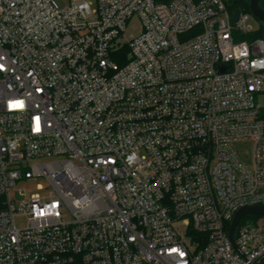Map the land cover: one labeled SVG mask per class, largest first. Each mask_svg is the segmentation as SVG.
<instances>
[{"label":"built area","instance_id":"obj_1","mask_svg":"<svg viewBox=\"0 0 264 264\" xmlns=\"http://www.w3.org/2000/svg\"><path fill=\"white\" fill-rule=\"evenodd\" d=\"M235 9L0 0V264L264 262V214L230 238L264 205V37Z\"/></svg>","mask_w":264,"mask_h":264},{"label":"water","instance_id":"obj_2","mask_svg":"<svg viewBox=\"0 0 264 264\" xmlns=\"http://www.w3.org/2000/svg\"><path fill=\"white\" fill-rule=\"evenodd\" d=\"M250 11L251 13L258 18L261 22H264V8L260 4V0H250ZM241 9L236 8L234 11L233 20L236 22L240 16ZM246 214H257V215H263L264 214V205L263 206H250V207H242L239 209L233 219L231 230H230V238L232 242L234 243V232L235 229L240 222L241 218ZM236 246V245H235ZM254 264H264V262L261 263H254Z\"/></svg>","mask_w":264,"mask_h":264},{"label":"rangeland","instance_id":"obj_3","mask_svg":"<svg viewBox=\"0 0 264 264\" xmlns=\"http://www.w3.org/2000/svg\"><path fill=\"white\" fill-rule=\"evenodd\" d=\"M251 13V12H250ZM250 22L254 25L256 29L260 27V20L256 18L252 13H251V19ZM262 29L264 30V24H262ZM136 31H138L137 28L131 29L130 33L133 34ZM259 104L260 106L264 109V94L259 96ZM22 188L25 189L26 194L29 196L31 193L38 192V189L36 187V184L33 185H27V184H19L18 189ZM23 196L21 197L19 192H18V199H22ZM18 225L22 226L24 224V218L23 217H18Z\"/></svg>","mask_w":264,"mask_h":264},{"label":"trees","instance_id":"obj_4","mask_svg":"<svg viewBox=\"0 0 264 264\" xmlns=\"http://www.w3.org/2000/svg\"><path fill=\"white\" fill-rule=\"evenodd\" d=\"M230 9L240 8L242 11H250V0H225ZM261 6L264 8V0H260ZM262 24L264 22L260 21V27L256 29L253 33L247 35L246 37H264V30L262 29Z\"/></svg>","mask_w":264,"mask_h":264}]
</instances>
